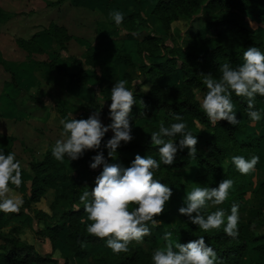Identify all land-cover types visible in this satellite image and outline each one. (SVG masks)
<instances>
[{
    "label": "rangeland",
    "instance_id": "rangeland-1",
    "mask_svg": "<svg viewBox=\"0 0 264 264\" xmlns=\"http://www.w3.org/2000/svg\"><path fill=\"white\" fill-rule=\"evenodd\" d=\"M53 2L57 0H0V130L4 133L0 135V150L5 153L15 152L17 159L22 163V183L19 188L12 187L15 195L23 200L19 215L11 216L7 213L0 218V233L16 230L15 233L20 239L34 245L37 252L43 256L56 259L58 264H76L68 258L63 237L64 229L55 241L39 233V230L48 225L63 227L65 219L61 217L69 208L68 203H62L58 206V211L54 210L52 204L55 192L53 189H47L39 201L28 207L24 204L25 197L29 198L31 194V162L44 159L55 140L60 138L61 119L71 118L69 113L78 119L87 118L90 113L101 107L97 101V96L101 95L100 88L105 99L104 106L100 108V118L104 124L111 122L107 105L111 102V87L115 81L124 80L126 75H130L134 85L130 87L127 82L126 87L133 93H147L152 84L150 75L144 73V70L150 64L166 61L169 55L166 49L159 50L160 42L146 43L142 40L150 34L161 36V43L166 46H181L179 56H184V51L191 45L197 32L209 36L198 20V16L207 14L208 10L203 8L194 18L178 19L165 28L156 15L152 14L156 0H65L60 4L51 5ZM117 10L123 13L124 18L133 12L141 11L148 17V24L140 21L137 24H140L141 29L134 36H128L127 30L118 29L112 20L111 13ZM246 19L248 27L258 29L264 36V24L260 19ZM252 19L254 21L251 22ZM145 45L149 46L150 52L145 49ZM89 49L96 53V75L91 76V83L86 87L70 86L66 76L47 66L49 62L56 61L68 71H74L76 66L73 57L85 58ZM117 52L127 54L133 64L119 60L116 57ZM178 63L180 65V62ZM181 76V73L171 75L164 81L168 84L180 83ZM145 86H148L147 91L142 90ZM260 106L264 117V103L261 102ZM158 114L160 115V112ZM159 115L150 120L131 121L132 134L142 128L147 129L150 124L158 125ZM201 127L198 126V129L201 130ZM111 135L109 130L104 140ZM247 136L242 134L238 137L243 141ZM117 152V159L114 161L109 158L110 163H121L120 156L134 159L135 154H141L139 151L123 152L119 148ZM256 156L258 162L255 170L251 172L252 185L242 197L239 208V221L244 222L246 231L249 229L250 219L264 209V197L256 193V182L264 179V166L260 165L264 157V142L257 148ZM65 164L67 172L73 177L78 175L86 189L91 188L95 176L100 171V168L75 169L73 161L66 160ZM198 167L199 160H190L188 165L176 171L180 174L183 185L172 187L173 195L166 205V210L157 218L160 228L156 231V243L132 241L128 245L140 246L143 252L150 256L154 249L164 247L163 233L168 229H194L187 217L177 212L183 195L192 187L216 186L221 180L216 176H210V181L207 178L199 179ZM209 183L211 185H208ZM236 194L237 186L233 184L227 200L208 211H215L216 207H219L228 214ZM39 212L46 213L47 216L38 217ZM82 221L91 223L87 213L83 215ZM173 239L184 243L180 234H173ZM2 243L0 237V244ZM247 256L259 260L258 255L252 252L251 246ZM86 264L95 263L89 258Z\"/></svg>",
    "mask_w": 264,
    "mask_h": 264
},
{
    "label": "trees",
    "instance_id": "trees-1",
    "mask_svg": "<svg viewBox=\"0 0 264 264\" xmlns=\"http://www.w3.org/2000/svg\"><path fill=\"white\" fill-rule=\"evenodd\" d=\"M64 1L57 0L51 5ZM203 8H206L208 13L198 16V20L201 21L203 29L209 33V36L197 32L191 45L184 51V56H179L181 46H166L161 43V36L150 34L142 40L146 43L160 42L159 50L166 49L169 58L164 62L150 64L144 70V73L150 75L152 86L147 93H134L136 104L132 106L130 113L132 119L130 120L133 122L136 119L150 120V118H156L160 112L159 124H150L147 129L141 127L140 131L133 134L132 141L127 144L122 142L119 150L123 152L139 151L141 154L152 156L158 160L157 146L150 143V132L157 130L161 123L167 126L173 122V116L179 113L187 123L188 130L197 137V152L194 157H189L187 149L178 151L173 165L161 164L156 178L171 188L182 186L181 176L176 171L188 165L190 160H199V179L207 178L210 181L212 179L210 176H216L219 179L231 178L233 180V184L237 186V194L233 200L240 208L242 197L252 185L250 183L252 176L251 172L240 174L231 164L229 157L242 155L245 158H250L257 155V148L261 142H264V117L259 121L250 120L243 98L233 94L234 110L237 112L240 123L233 126L227 121L221 120L212 124L200 109L194 96L197 93L202 97L206 94L207 89L202 80L209 73L213 78H219L220 64L228 62L235 67L243 63V52L250 46L258 47L264 51V36L258 29H252L246 24V16L249 14L253 16L252 18L260 19L264 24V2L262 0H156L152 14L156 15L165 28H168L173 21L178 19L194 18ZM140 21L148 24V17L141 11L133 12L124 18L121 25L115 26L118 29L127 30L128 36H134L141 29L140 24H137ZM250 21L252 22L254 19ZM146 45L145 49L150 52L149 46ZM95 57L96 53L93 49L87 50L85 58L73 57L76 66L74 71H68L66 67L59 65L56 61L49 62L47 66L66 76L70 86L82 88L91 83L92 75H96ZM116 57L133 64L127 54L117 52ZM179 73L182 74L180 83L168 84L164 81L168 76ZM124 80H127L130 87L134 85L130 75H126ZM100 82L101 80L98 78V83ZM100 93L101 95L104 93L101 88ZM261 102L264 103V96H257L255 107L262 114ZM62 111H64L63 108ZM198 126H202L201 130L198 129ZM242 134L248 136L246 140L240 141L238 136ZM175 139H179V136ZM93 154L94 152L88 151L80 159L74 160V168L89 169V160ZM66 160L71 161L67 158L63 162L56 161L52 157L50 149L44 159L31 162L33 175L31 194L29 198L25 197V206L28 207L33 202L39 201L42 193L47 189H53L55 192L52 204L54 210H57L62 203L69 205L61 217L63 220L65 219L63 227L48 225L43 230H39V233L55 241L61 230L64 229L63 237L68 250V258L76 264H86V260L89 258L95 264H152L151 255L144 253L140 246L128 245L127 252L114 253L106 246L103 239L87 233V224L82 221L86 212L79 202V194L86 188L82 186L78 175L73 177L67 172ZM120 160L121 164L128 166L132 158L120 156ZM226 160L228 164L223 167ZM260 165L264 166V157L261 159ZM256 185L257 195L264 197V179L258 180ZM87 190L90 191L91 188ZM74 204L79 205V211L73 209ZM6 214L0 213V218ZM10 214L11 216L19 215L18 212ZM46 216V213L39 212L38 217ZM159 228L160 225L153 229L151 235L146 236L143 241L150 244L156 243V231ZM245 229L244 222L239 221V234L235 238L227 236L222 227L208 233L203 232L196 225L192 230L173 228L168 231L180 234L184 243L194 240L198 236H204L206 243L216 251L219 264H264V209L250 219L249 229L247 231ZM15 232L16 230L10 233H0L3 240V243L0 244V264H58L56 259L50 256L45 257L37 252L34 245L20 239ZM250 246L252 252L258 255L259 260H253L247 256Z\"/></svg>",
    "mask_w": 264,
    "mask_h": 264
},
{
    "label": "clouds",
    "instance_id": "clouds-1",
    "mask_svg": "<svg viewBox=\"0 0 264 264\" xmlns=\"http://www.w3.org/2000/svg\"><path fill=\"white\" fill-rule=\"evenodd\" d=\"M111 17L117 26L124 20L123 13L118 10L113 11ZM218 71L219 78H213L210 73L204 76L202 83L207 92L203 98L198 93L194 96L208 120L212 124L225 120L233 126L240 123L234 110L233 94L243 98L250 120H261L262 114L255 107V98L264 96V51L255 46L247 47L243 52V63L234 67L225 62L219 65ZM126 84L127 80L122 79L111 87V102L107 105L110 123L104 124L100 118V108L104 106L105 99L98 95L101 107L87 118L78 119L69 113L71 118L60 120L62 132L51 147L52 157L60 162L65 158L78 160L86 152H94L88 166L93 170L100 168V171L91 190L86 189L79 194V202L91 221L86 225L87 233L103 239L114 253L127 252L130 242L143 241L158 227L157 218L165 212L173 195V189L156 178L161 164L173 165L178 151L187 149L189 157H194L197 152V137L177 113L173 122L167 126L161 123L157 130L150 132V143L157 146L158 160L137 153L128 166L110 163L109 158L117 159V149L122 142L127 144L133 139L130 113L136 99ZM142 90L147 91L148 86ZM109 130L112 135L104 140ZM3 134L0 130V135ZM177 136L179 139H175ZM230 162L244 175L255 170L258 157L233 155ZM227 164L226 160L223 167ZM21 183L22 163L16 153L0 150V213L20 211L23 200L15 195L12 186L19 188ZM232 186L233 180L224 178L216 186L192 187L183 195L177 212L205 233L222 227L227 236L235 238L239 234L238 205L233 203L228 214L219 207L208 211L227 200ZM73 209L79 211V205L74 204ZM163 239L164 247L154 249L151 254L152 264H219L216 251L202 235L181 243L173 239L171 231H165Z\"/></svg>",
    "mask_w": 264,
    "mask_h": 264
},
{
    "label": "crops",
    "instance_id": "crops-1",
    "mask_svg": "<svg viewBox=\"0 0 264 264\" xmlns=\"http://www.w3.org/2000/svg\"><path fill=\"white\" fill-rule=\"evenodd\" d=\"M247 18H252L253 16L251 14H249L248 16H246ZM248 21V20H247Z\"/></svg>",
    "mask_w": 264,
    "mask_h": 264
}]
</instances>
